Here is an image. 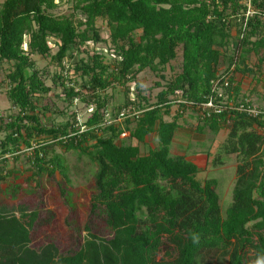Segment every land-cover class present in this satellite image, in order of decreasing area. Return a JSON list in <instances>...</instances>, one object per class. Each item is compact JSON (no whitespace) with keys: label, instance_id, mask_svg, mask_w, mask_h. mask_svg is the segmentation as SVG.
<instances>
[{"label":"trees","instance_id":"16d2710c","mask_svg":"<svg viewBox=\"0 0 264 264\" xmlns=\"http://www.w3.org/2000/svg\"><path fill=\"white\" fill-rule=\"evenodd\" d=\"M245 1L71 0L72 13L62 17L51 13L58 7L55 0L2 3L0 61L10 66L0 89L5 88L12 110H17L0 118V156L34 144L36 148L26 157V170H38L33 176L39 175L36 187L41 188L40 174L45 172L50 179L60 168L56 157L46 162L52 148L42 141L49 139L66 150L87 153L96 165L89 215L101 217L111 236L100 238L87 224L86 237L76 249L61 254L52 242L32 248L31 232L40 223L39 212L28 209L20 199L33 191L23 187L26 184L8 181L25 172L6 169L3 160L0 264H206L216 254L224 264H264V109L256 108L262 114L248 115L238 108H255L249 101L224 102L218 92L219 88L236 91L232 71L243 72L244 55L264 49V19L251 16L244 26ZM250 3L264 11V0ZM97 19L106 22L110 56L88 49L89 42L105 44L95 28ZM49 40L57 47L54 55ZM179 52L180 72L158 93L156 103L136 93L137 99L127 102L107 122L108 101L102 95L108 89L119 85L128 95L127 86L138 84L141 72L164 71ZM36 56L50 58L60 70L71 63L74 74L85 80L78 88L75 83L67 87L64 77H57L69 103L86 101L83 90H91L95 107L84 123L74 119L47 128L35 114V97L50 91L34 67ZM223 57L228 58V69L221 75L218 66ZM210 99L213 108L203 115L196 110L198 118L214 134L230 127L223 153L239 160L232 203L224 216L215 192L217 181L201 184L195 163L171 156L180 115L169 122L163 119L177 101L193 104H178L183 113ZM125 109L138 116L117 121ZM131 122L134 128L130 130ZM123 133L143 144L155 136L157 146L141 155L138 145L117 143ZM35 135L38 140L33 143ZM90 140L95 141L93 152L87 147ZM218 158L222 161L216 157L214 162ZM61 175L65 177L64 170ZM164 244L173 248V255L160 257Z\"/></svg>","mask_w":264,"mask_h":264},{"label":"rangeland","instance_id":"374dc122","mask_svg":"<svg viewBox=\"0 0 264 264\" xmlns=\"http://www.w3.org/2000/svg\"><path fill=\"white\" fill-rule=\"evenodd\" d=\"M4 1L0 0V7ZM51 13L60 17L69 16L72 13L71 1L61 3ZM95 28L99 31L101 38L105 40V44L93 45L89 42L87 44L88 49L93 48L105 56H110L111 54L106 50L110 45L106 43L109 36L106 22L97 19ZM138 34L136 33V39ZM232 42H236L235 36ZM49 43L52 47V40H49ZM56 52L57 47L53 46L52 55ZM244 56V64H240L241 69H244L243 72L232 71V87L237 88L236 91L235 89L234 91H224L223 88H219L218 92L222 95L224 102L228 101V103L235 104L246 100L255 108L264 109V62L259 63L260 59L264 57V49L259 54L250 53ZM33 60L34 67L40 71L45 86L50 89L48 93L35 97V114L38 115L45 127L62 126L66 123H72L74 119L81 124L91 117L95 107L93 106L95 98L92 97L91 90L89 88L83 90V94L88 95L86 101L75 99L72 103H69L64 95L63 87L60 85L61 80L57 78L61 74L67 87L75 83V87L78 88L84 83L85 80L80 78L79 74H74L71 63L66 64L64 70H60L50 58L36 56L33 57ZM74 60L76 61V59ZM180 64L179 52L176 60L170 62L164 71L152 72L145 70L141 72L137 76L138 84L127 86L129 88L128 95H126L127 90L119 85L108 89L104 93L105 95H102L108 101L105 112L107 122L112 121L118 109L126 106L127 102L137 99L136 93H139L140 97L148 98L150 104L156 103L158 93L180 72ZM9 66L8 63L0 61V84L6 79ZM227 69L228 58L225 57L224 59L223 57L219 62L218 73L224 75ZM160 76L163 78H160ZM178 107V104H174L169 111V115L163 117L164 121L169 122L173 120L174 116L180 115L177 119L178 130L171 145V156H183L195 163L198 168L196 179L201 184L209 179L217 181L215 192L219 197L221 214L224 216L226 209L232 203L236 167L239 163L235 155L225 156L223 153V146L226 143L230 127H224L218 134H214L207 126H203L204 122L199 120L195 109H187L181 113ZM0 110L6 113H16L17 110H12V104L8 100L4 89L0 90ZM133 128L134 122H131L128 129ZM127 136L120 137L117 143L123 141L125 144L138 145L141 155H146L150 149L157 146V141L152 136L148 137L147 142L144 144L138 143ZM37 138L38 136L35 135L31 141L34 143L38 140ZM42 142L46 143V147L52 148L48 150L46 162L56 157L60 162V168L56 169L55 176L50 179H48L45 172L40 174L42 175L41 188L36 187V183L40 180L38 179L39 175L33 176L38 170L36 168L26 170L27 164L24 154L13 161L8 160L6 165V169L14 168L19 172H25L17 180L8 179V181L15 184H26L23 187L33 191L29 196L24 195L20 199V203L28 209L39 212L40 223L31 232V247L37 249L45 243L52 242L58 247L61 254L76 249L86 237L87 233L84 231V227L87 224L93 234L100 238L109 239L111 233L106 228L104 220L101 217L89 215V201L93 193L96 165L90 160L87 153L82 154L78 150H66L61 145H54L49 139ZM94 142V140L88 141L89 152H93L92 145ZM262 156L264 159V147ZM216 157H222V161L218 158V162H214ZM61 170L65 171V177L61 175ZM26 178H29L30 182L27 183ZM167 253L173 255V248L168 244H164L160 257L166 258ZM205 262L206 264H224L218 254L210 256Z\"/></svg>","mask_w":264,"mask_h":264},{"label":"built area","instance_id":"2783aa9c","mask_svg":"<svg viewBox=\"0 0 264 264\" xmlns=\"http://www.w3.org/2000/svg\"><path fill=\"white\" fill-rule=\"evenodd\" d=\"M68 1L69 0H55L57 5H60L61 3L68 2ZM245 6L247 8H246V11H245V14H244V22H243L244 26L247 23V19L249 17H251V16L258 15L262 19H264V11L260 12V11L255 10L254 8H252L250 0H246L245 1ZM4 90H5V88H4ZM177 104H179V105L186 104V105H189V106L193 105L192 103H187V102H183V101H177ZM209 108H213L212 99H210L205 104L197 105V106L194 107L195 110H199V113L201 115H203V113ZM238 110L246 112L248 115H251V116H256V115L264 113V112L261 113V112L257 111L256 108H245L244 109V108L241 107V108H238ZM8 114H10V113H6V112H3V111L0 110V118H5V116L8 115ZM135 116L137 117L138 115L135 114V113L129 112L128 109H125V110L121 111L120 118L117 121H122V120H124L126 118H132L133 119V117H135ZM127 134L128 133H123L120 137L121 138L126 137ZM128 136H129V134H128ZM41 145H44V143H42ZM34 148H36V146L34 144H31L30 148H22L18 152H15V153H12V154L2 155V156H0V165L2 164L3 160H6V163H7L8 160H12L13 161L16 157L20 156L21 154H24L25 157H28L29 155H31V153L33 152ZM39 158H43L42 157V153H39ZM3 175H6V171L3 173Z\"/></svg>","mask_w":264,"mask_h":264},{"label":"crops","instance_id":"0c3cea01","mask_svg":"<svg viewBox=\"0 0 264 264\" xmlns=\"http://www.w3.org/2000/svg\"><path fill=\"white\" fill-rule=\"evenodd\" d=\"M152 138L156 139V137H155V136H153ZM145 141L147 142V139H146Z\"/></svg>","mask_w":264,"mask_h":264}]
</instances>
